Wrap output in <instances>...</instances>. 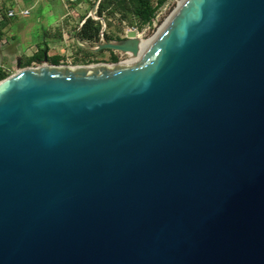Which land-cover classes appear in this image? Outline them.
<instances>
[{"label": "water", "instance_id": "1", "mask_svg": "<svg viewBox=\"0 0 264 264\" xmlns=\"http://www.w3.org/2000/svg\"><path fill=\"white\" fill-rule=\"evenodd\" d=\"M0 264H264V0H184L136 60L18 62Z\"/></svg>", "mask_w": 264, "mask_h": 264}, {"label": "rangeland", "instance_id": "2", "mask_svg": "<svg viewBox=\"0 0 264 264\" xmlns=\"http://www.w3.org/2000/svg\"><path fill=\"white\" fill-rule=\"evenodd\" d=\"M25 1L16 0L21 5ZM179 1L167 0L157 9L154 22L143 27H140L138 20L133 15L128 12L124 14V11L120 10V8L118 10V8L115 9L114 5H108L101 18L97 17L95 13L91 19L98 21L100 24L104 22L103 32L106 33L110 40H106L102 35L98 42H90L87 40L81 41L78 33L84 20L89 16L91 9L97 5L98 0H30V2L26 1L24 4L29 9V15L26 17L17 15L11 19L12 24L10 25L9 34L13 36L16 43L21 45L22 50H25L32 43L42 40L44 32L49 31L51 27L53 28L56 21L61 17L54 28L55 31H52V33L59 34L60 42L57 45H60L61 49L65 48V50H60L62 57L60 65L71 67L98 64L113 65L129 61L132 56L110 51L92 52L84 47L95 48L97 43L101 41L115 42L118 39H125L129 31H134L137 39L147 42L156 36L167 20L174 14L180 5ZM6 3L9 5L8 1ZM3 6L6 8L4 3ZM13 10L19 11L14 8ZM53 45L51 44V47ZM113 57L116 58L115 61Z\"/></svg>", "mask_w": 264, "mask_h": 264}, {"label": "crops", "instance_id": "3", "mask_svg": "<svg viewBox=\"0 0 264 264\" xmlns=\"http://www.w3.org/2000/svg\"><path fill=\"white\" fill-rule=\"evenodd\" d=\"M7 1L9 5L6 3ZM26 1L30 2V0H26ZM2 2L6 7L5 9L14 8V9H18L19 11L27 10L29 12V9H27L26 6L24 5L25 2L23 5L18 4L16 0H2ZM59 20L56 21L53 28L51 27L49 31L44 32L42 40H39L37 43L34 44L32 43L31 45L27 46L25 50H22L21 45L19 43H16V40L13 38V36L9 34L10 25L12 24L11 19H7L4 17L0 21V72H5L8 75L15 73L18 62H20V66L22 68L37 66L36 63L38 64L40 63L37 61H32V59L42 49H45L44 55L47 56V59L53 57L60 58L61 57L60 50H65V48L63 47V49H61L60 45H57L58 42H60V37L58 36L59 34L57 35L55 32L52 33V31H55L54 28L56 27ZM51 44L54 45L51 47ZM41 63H43V60Z\"/></svg>", "mask_w": 264, "mask_h": 264}, {"label": "trees", "instance_id": "4", "mask_svg": "<svg viewBox=\"0 0 264 264\" xmlns=\"http://www.w3.org/2000/svg\"><path fill=\"white\" fill-rule=\"evenodd\" d=\"M166 1L167 0H100L96 16L101 18L103 16V12L108 8V5H114L115 9L118 8L119 10L120 8V10L124 11V14H127L128 12L133 15L138 20L140 27H143L151 25L153 19L155 18L157 9ZM101 27L102 25L98 21H94L91 17H88L84 20L78 36L81 38V41L87 40L90 42H98L101 34ZM103 36L106 40H110L104 32ZM118 41H120V39H118ZM44 53L45 49H42L35 57H33L32 61L41 63L44 58ZM47 60L51 65H60L62 58L53 57L48 58ZM113 60L115 61L116 58L113 57ZM8 76L9 75L7 73L0 72V81Z\"/></svg>", "mask_w": 264, "mask_h": 264}, {"label": "built area", "instance_id": "5", "mask_svg": "<svg viewBox=\"0 0 264 264\" xmlns=\"http://www.w3.org/2000/svg\"><path fill=\"white\" fill-rule=\"evenodd\" d=\"M28 14H29V12L27 10H21V11L16 12L13 9H5L4 6H3L2 0H0V21L4 17L7 18V19H13L17 15H20V16L23 17V16H27ZM156 15H155V18H156ZM154 19H153L152 23L154 22Z\"/></svg>", "mask_w": 264, "mask_h": 264}, {"label": "bare ground", "instance_id": "6", "mask_svg": "<svg viewBox=\"0 0 264 264\" xmlns=\"http://www.w3.org/2000/svg\"><path fill=\"white\" fill-rule=\"evenodd\" d=\"M184 0H180L179 1V3H180V5L182 4V2H183ZM179 5V6H180ZM172 17V16H171ZM170 17V18H171ZM169 18V19H170ZM169 19L167 20V22L169 21ZM166 22V23H167ZM166 23L163 25V27L166 25ZM163 27L160 29V31L163 29ZM160 31L156 34V36L160 33ZM156 36L155 37H153L152 39H150L149 41H147V42H143V41H141V40H139V48H140V51H139V53H138V55L137 56H132L131 57V59L130 60H136V59H138L139 57H141L142 56V54L144 53V51L150 46V44L153 42V40L156 38Z\"/></svg>", "mask_w": 264, "mask_h": 264}]
</instances>
